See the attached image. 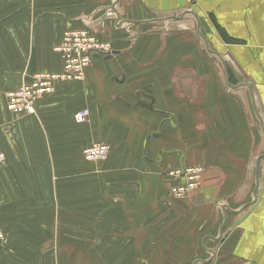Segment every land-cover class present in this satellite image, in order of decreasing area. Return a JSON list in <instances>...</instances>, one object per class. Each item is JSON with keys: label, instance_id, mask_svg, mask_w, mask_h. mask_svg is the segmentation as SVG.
Returning a JSON list of instances; mask_svg holds the SVG:
<instances>
[{"label": "crops", "instance_id": "obj_1", "mask_svg": "<svg viewBox=\"0 0 264 264\" xmlns=\"http://www.w3.org/2000/svg\"><path fill=\"white\" fill-rule=\"evenodd\" d=\"M74 30L112 58L10 112ZM0 149V264H264V0H0Z\"/></svg>", "mask_w": 264, "mask_h": 264}, {"label": "built area", "instance_id": "obj_2", "mask_svg": "<svg viewBox=\"0 0 264 264\" xmlns=\"http://www.w3.org/2000/svg\"><path fill=\"white\" fill-rule=\"evenodd\" d=\"M55 51L63 59V66L59 72H39L31 77L29 83L22 84L19 88L7 94V109L14 113L34 114L36 103L47 95L54 93L58 84L64 82H82L86 70L92 64V55L108 56L111 50L108 44L99 42L93 35L85 30L66 32ZM88 112L79 111L74 114L73 120L77 124L86 122ZM109 148L104 143L94 142L82 150L84 160L95 162L108 157ZM5 163V156L0 149V166ZM201 167L178 169L169 175L176 182L181 179L196 181L201 177ZM174 186V185H171ZM172 194L181 193L183 186L178 185L169 188ZM176 191V192H175ZM2 235L0 233V243Z\"/></svg>", "mask_w": 264, "mask_h": 264}, {"label": "rangeland", "instance_id": "obj_3", "mask_svg": "<svg viewBox=\"0 0 264 264\" xmlns=\"http://www.w3.org/2000/svg\"><path fill=\"white\" fill-rule=\"evenodd\" d=\"M109 153H108V157H109ZM108 157L104 160H99V161H95V162H91V163H104V162H106ZM85 161H87V160H85ZM87 162H90V161H87ZM190 167H194V166H188V167H185V169L190 168ZM196 167H200V166H196ZM203 172H204V169H203ZM203 172H202V174H203ZM202 174H201V177H199V179H197L196 181L190 180L188 178L178 180V182L180 183V186H183V191L181 193H178L175 191L176 192L175 194H172L169 188L175 187L176 185H178V182H176L170 176L167 179H165L164 186L167 188V192H168L167 201H169L170 199H172L173 201L174 200H176V201H188L192 197V194L200 189V187L202 185ZM171 185H174V186H171Z\"/></svg>", "mask_w": 264, "mask_h": 264}, {"label": "water", "instance_id": "obj_4", "mask_svg": "<svg viewBox=\"0 0 264 264\" xmlns=\"http://www.w3.org/2000/svg\"><path fill=\"white\" fill-rule=\"evenodd\" d=\"M112 57L110 55L107 56V59H111Z\"/></svg>", "mask_w": 264, "mask_h": 264}]
</instances>
